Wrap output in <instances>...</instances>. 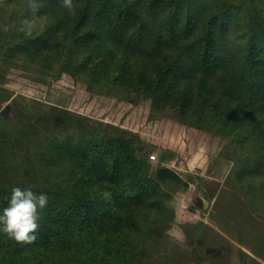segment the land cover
<instances>
[{"label": "trees", "instance_id": "obj_1", "mask_svg": "<svg viewBox=\"0 0 264 264\" xmlns=\"http://www.w3.org/2000/svg\"><path fill=\"white\" fill-rule=\"evenodd\" d=\"M73 2L74 15L63 0H0V56L66 72L90 92L150 99L219 134L233 152L229 184L244 182L249 207L263 209L264 0ZM26 20L40 23L30 35ZM38 125L1 134L0 211L16 186L49 201L35 243L0 232V264H154L148 240L169 228L189 181L163 164L151 170L152 147L128 130Z\"/></svg>", "mask_w": 264, "mask_h": 264}, {"label": "rangeland", "instance_id": "obj_2", "mask_svg": "<svg viewBox=\"0 0 264 264\" xmlns=\"http://www.w3.org/2000/svg\"><path fill=\"white\" fill-rule=\"evenodd\" d=\"M47 118L133 132L152 147L151 170L163 164L189 181L172 202L169 228L148 240L154 264H264V208L249 207L244 182L229 184L233 152L227 139L154 110L150 99L128 102L90 92L66 72L0 56V142L3 132L13 139L14 125L40 123L36 127L41 128ZM239 248L247 254L240 256Z\"/></svg>", "mask_w": 264, "mask_h": 264}, {"label": "clouds", "instance_id": "obj_3", "mask_svg": "<svg viewBox=\"0 0 264 264\" xmlns=\"http://www.w3.org/2000/svg\"><path fill=\"white\" fill-rule=\"evenodd\" d=\"M62 6L68 10L69 14H75L76 5L73 0H63ZM32 8L35 12L34 4ZM32 27L31 22L26 20L20 30L30 35ZM5 31H7L6 28ZM104 195L108 197L110 194L106 192ZM48 201L49 198L45 193L34 192L31 188L13 187L7 207L0 211V232L17 243H35L36 233L40 227L39 221L42 219V213Z\"/></svg>", "mask_w": 264, "mask_h": 264}]
</instances>
